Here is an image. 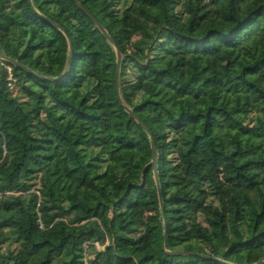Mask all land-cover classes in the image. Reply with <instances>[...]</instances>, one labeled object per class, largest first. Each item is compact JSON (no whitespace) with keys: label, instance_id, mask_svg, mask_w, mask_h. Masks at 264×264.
<instances>
[{"label":"trees","instance_id":"1","mask_svg":"<svg viewBox=\"0 0 264 264\" xmlns=\"http://www.w3.org/2000/svg\"><path fill=\"white\" fill-rule=\"evenodd\" d=\"M76 1L0 0V264H264V0Z\"/></svg>","mask_w":264,"mask_h":264},{"label":"water","instance_id":"2","mask_svg":"<svg viewBox=\"0 0 264 264\" xmlns=\"http://www.w3.org/2000/svg\"><path fill=\"white\" fill-rule=\"evenodd\" d=\"M76 1V0H75ZM76 3L81 7V5L76 1ZM82 9L86 12L87 15H89V17L96 23V25L99 27V29L102 31V33L109 39L110 43L115 47V43L114 41L109 37L107 31L95 20V18L85 9L82 7ZM116 50V55H117V70H116V90L119 91V85H118V76H119V67H120V62L122 59L121 53L120 51L115 47ZM70 56H72V51H70ZM0 59H3L5 61H8L9 63L15 65V66H20L22 68H24L26 71L31 72L33 74H35L34 72L30 71L29 69L21 66L17 61L10 59L8 57H6L3 53L0 52ZM69 69V67L67 68V70ZM160 196V201L162 203V198H161V194L159 193ZM163 209V208H162ZM97 237L104 243L105 242V235L98 229L93 228L92 229ZM164 239V237H163ZM258 264V263H256Z\"/></svg>","mask_w":264,"mask_h":264},{"label":"rangeland","instance_id":"3","mask_svg":"<svg viewBox=\"0 0 264 264\" xmlns=\"http://www.w3.org/2000/svg\"><path fill=\"white\" fill-rule=\"evenodd\" d=\"M1 61H4L3 59H0ZM1 65H3L4 67H6L7 68V71L10 73V68L8 67V66H6V65H4L3 64V62H1ZM11 76V75H10ZM10 78V77H9ZM11 79V78H10ZM94 239H95V237H92V238H90V242L91 243H93L98 249H102L103 248V245H101V244H99L97 241H94ZM85 246V243L83 244V247ZM86 247V246H85ZM14 250V249H19L18 250V253H21L22 251H21V248L19 247L18 248V246H16V245H14V244H12V243H5L3 246H2V250L3 251H7V250ZM20 251V252H19ZM21 254H23V253H21ZM19 257V259H22L23 260V256L22 255H20V256H18Z\"/></svg>","mask_w":264,"mask_h":264}]
</instances>
